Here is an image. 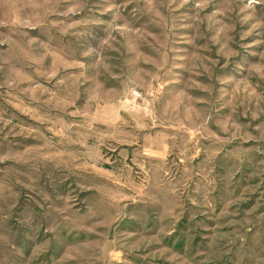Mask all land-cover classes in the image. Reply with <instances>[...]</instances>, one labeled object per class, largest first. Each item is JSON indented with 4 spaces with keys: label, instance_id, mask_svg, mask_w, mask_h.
<instances>
[{
    "label": "rangeland",
    "instance_id": "374dc122",
    "mask_svg": "<svg viewBox=\"0 0 264 264\" xmlns=\"http://www.w3.org/2000/svg\"><path fill=\"white\" fill-rule=\"evenodd\" d=\"M0 264H264V0H0Z\"/></svg>",
    "mask_w": 264,
    "mask_h": 264
}]
</instances>
